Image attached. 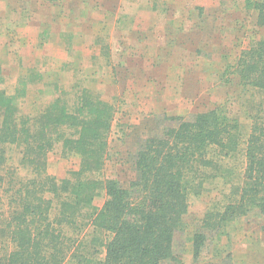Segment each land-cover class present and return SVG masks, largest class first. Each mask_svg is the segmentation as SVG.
Returning a JSON list of instances; mask_svg holds the SVG:
<instances>
[{
    "label": "rangeland",
    "instance_id": "374dc122",
    "mask_svg": "<svg viewBox=\"0 0 264 264\" xmlns=\"http://www.w3.org/2000/svg\"><path fill=\"white\" fill-rule=\"evenodd\" d=\"M257 0H0V91L13 97L20 117L35 121L57 100L75 111L83 93L116 108L104 179L125 186L135 178L139 145L223 106L248 134L243 94L233 73L241 53L264 34ZM228 79L232 83H228ZM1 122V119H0ZM7 187L0 195V255L11 243L7 230L10 195L29 172L16 146L6 148ZM229 164V165H228ZM242 157L226 165L241 174ZM76 156L57 146L48 156V172L58 180L79 169ZM231 180V179H230ZM12 184V185H10ZM231 184L206 183L190 199L185 228L175 237L179 263L264 264V217L239 218L221 232L202 228L206 214L223 208ZM16 198V197H15ZM103 191L95 200L101 209ZM207 235L198 258L196 234ZM88 231L93 259L105 257L107 236Z\"/></svg>",
    "mask_w": 264,
    "mask_h": 264
},
{
    "label": "trees",
    "instance_id": "16d2710c",
    "mask_svg": "<svg viewBox=\"0 0 264 264\" xmlns=\"http://www.w3.org/2000/svg\"><path fill=\"white\" fill-rule=\"evenodd\" d=\"M247 4L264 29V0ZM232 68L250 132L244 133L240 120L223 106L193 121L180 119L177 127L139 145L136 175L126 186L103 178L116 114L112 104L84 92L75 111L57 100L32 122L21 118L14 98L0 91V195L7 187L6 148L20 149V165L29 172L17 188L10 184L11 202L15 199L7 218L11 247L0 255V264L179 263L175 237L185 228L190 199L203 194L211 180L229 181L231 190L223 208L206 214L204 230L219 233L253 213L264 217V34ZM57 146L64 157L80 160L79 169L63 180L48 172V156ZM240 157L235 182L226 164ZM103 191L107 201L98 209L95 200ZM89 230L94 240L97 234L107 236L102 260L92 257L98 249L89 251ZM206 240L205 233L196 234V258Z\"/></svg>",
    "mask_w": 264,
    "mask_h": 264
}]
</instances>
